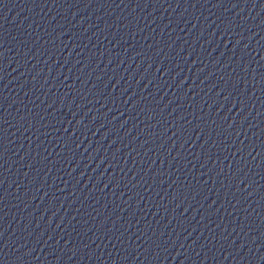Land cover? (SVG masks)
Instances as JSON below:
<instances>
[{
  "label": "water",
  "instance_id": "obj_1",
  "mask_svg": "<svg viewBox=\"0 0 264 264\" xmlns=\"http://www.w3.org/2000/svg\"><path fill=\"white\" fill-rule=\"evenodd\" d=\"M0 264H264V0H123L34 75Z\"/></svg>",
  "mask_w": 264,
  "mask_h": 264
}]
</instances>
